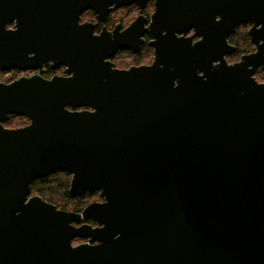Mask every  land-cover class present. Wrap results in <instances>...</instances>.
I'll return each instance as SVG.
<instances>
[{
    "label": "water",
    "instance_id": "1",
    "mask_svg": "<svg viewBox=\"0 0 264 264\" xmlns=\"http://www.w3.org/2000/svg\"><path fill=\"white\" fill-rule=\"evenodd\" d=\"M144 1L0 0V70L66 67L0 82V264H264V0H153L152 63L115 69L141 20L95 36L79 14ZM240 24L255 51L229 64ZM59 171L102 201L30 196Z\"/></svg>",
    "mask_w": 264,
    "mask_h": 264
},
{
    "label": "flooded vegetation",
    "instance_id": "2",
    "mask_svg": "<svg viewBox=\"0 0 264 264\" xmlns=\"http://www.w3.org/2000/svg\"><path fill=\"white\" fill-rule=\"evenodd\" d=\"M141 3V2H140ZM125 10H134L132 13L135 15L131 18V20L128 19L127 23L124 21L127 19V17L122 18L121 12ZM154 12V1L153 0H145L143 4H131L128 6H124L121 8L116 9L115 11H109L106 16H104L103 20H101L98 17V14L94 13L92 10H85L79 14L77 24L78 25H85L88 26V28H92V35H99L101 32H111L116 25L120 26V31H122L124 28L129 26L132 22H134L137 18H139L143 24L138 27L139 32L141 33L139 36L140 45L139 47H135L137 52L131 51L129 49H119L115 52L114 56L109 59V61L112 63V66L115 69H128L130 67H137V66H145L150 65L154 58V51L153 48L150 46V41H152V36L149 32L145 31L147 26L149 25L151 15ZM133 15V14H131ZM15 21L9 23L6 26L7 30H10L12 32H15L17 28H15ZM192 31L187 33L185 36L191 35ZM180 35H177V38ZM197 38H194L193 41H196ZM255 51V49H254ZM253 52V51H252ZM251 53V52H250ZM242 56V55H241ZM240 56V57H241ZM28 57H32V53L28 54ZM240 59V58H239ZM239 61V60H238ZM231 64V63H229ZM66 67L63 64H57L54 61H46L42 67L37 69H28V70H19V69H12L7 72L1 73H13L16 75V77L13 78L14 81L16 79H19L21 77H31L33 75L39 74L44 79H52L53 77H64L66 76L65 73ZM258 71H263L260 67L256 70L254 74V78L256 79L255 75ZM264 72V71H263ZM19 74V75H18ZM10 81V82H11ZM257 81V80H256ZM1 82V81H0ZM258 83H264V80L257 81ZM84 108L76 109V111H83ZM24 124L23 126L27 125ZM21 126V127H23ZM18 128V127H16ZM97 193V192H95ZM86 194V193H85ZM84 195V194H83ZM82 195V196H83ZM102 198L100 197L99 201L95 202H101ZM88 205V204H87ZM83 223H87L91 225L92 227H97V225L91 221H84ZM76 243L73 245H77L80 243L86 242L84 239H76ZM73 243V242H72Z\"/></svg>",
    "mask_w": 264,
    "mask_h": 264
},
{
    "label": "trees",
    "instance_id": "3",
    "mask_svg": "<svg viewBox=\"0 0 264 264\" xmlns=\"http://www.w3.org/2000/svg\"><path fill=\"white\" fill-rule=\"evenodd\" d=\"M248 27L249 25L240 24L235 28L234 32L228 37V43L232 46H235V51L232 54L226 56L227 62L228 60L236 61L237 58L240 57L241 55L252 52L253 46L250 43V39L247 34ZM260 72L264 73L263 71H258L257 73L259 74ZM0 75H1V71H0ZM15 118H16L15 116L9 117L8 121L4 123V126L6 128H14V127H8L7 123L11 122V120ZM18 119H22L26 123L28 122V120L21 117ZM70 178L71 176L68 173L62 171L52 173L47 177L37 178L30 184V196L38 195L43 200L56 205V207L59 209H64L60 206L59 200L62 203L71 200L79 201L78 205H73L72 208L68 211L80 212L87 203L84 202V204H81L82 201L88 198L90 200L93 196H96L97 193H92V194L86 193L80 197H69L67 191L69 188Z\"/></svg>",
    "mask_w": 264,
    "mask_h": 264
},
{
    "label": "rangeland",
    "instance_id": "4",
    "mask_svg": "<svg viewBox=\"0 0 264 264\" xmlns=\"http://www.w3.org/2000/svg\"><path fill=\"white\" fill-rule=\"evenodd\" d=\"M133 11H134V10H133ZM133 11H132V10H125V11H123V12L120 13V14L122 15V16H121L122 18L127 17V19L124 21L125 23H127L128 19L131 20V18L135 15L134 13H132ZM131 14H133V15H131ZM248 28H249V27H248ZM247 30H248V29H247ZM250 43H251V42H250ZM251 44H252V43H251ZM252 46H253V50H252V51H254L255 47H254L253 44H252ZM239 58H240V57H238L236 61H230V60H228L227 63H234V62H237V61L239 60ZM18 75H19V74H18ZM14 77H16V75L13 74V73H9V72H8V73H3V74L1 73V75H0V81H1V82H5V83H8V82H10L11 80H13ZM255 77H256V80H257V81H262V80H264V73H262V72H260L259 74L257 73V74L255 75ZM18 118H20V117H16L15 119H12L11 122L7 123V126H8V127H14V128H16V127H18V126L21 127L22 125H24V123H26L24 120H22V119H18ZM24 119H25V118H24ZM99 198H100V196H99V194L97 193V195H96V196H93L90 200H89V198L83 200L81 204H84V202H87V203H86V205H87V204H89V203H92V202H95V201H99V200H100ZM59 203H60V206H61L62 208L66 209V210L68 211V210H70V209L72 208L73 205H78L79 201L71 200V201H68V202H64V203H62V202L59 200ZM86 205H85V206H86ZM85 206H84V207H85ZM82 207H83V206H82ZM84 207H83V208H84ZM75 241H76V240H75ZM75 241H73V244L76 243Z\"/></svg>",
    "mask_w": 264,
    "mask_h": 264
}]
</instances>
